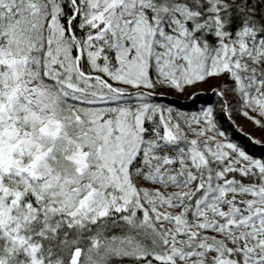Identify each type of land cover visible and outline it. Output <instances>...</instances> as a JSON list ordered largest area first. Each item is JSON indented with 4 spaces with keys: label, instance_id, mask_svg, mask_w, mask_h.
Returning a JSON list of instances; mask_svg holds the SVG:
<instances>
[{
    "label": "snow or ice",
    "instance_id": "obj_1",
    "mask_svg": "<svg viewBox=\"0 0 264 264\" xmlns=\"http://www.w3.org/2000/svg\"><path fill=\"white\" fill-rule=\"evenodd\" d=\"M0 264H264V0H0Z\"/></svg>",
    "mask_w": 264,
    "mask_h": 264
}]
</instances>
